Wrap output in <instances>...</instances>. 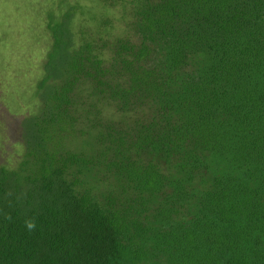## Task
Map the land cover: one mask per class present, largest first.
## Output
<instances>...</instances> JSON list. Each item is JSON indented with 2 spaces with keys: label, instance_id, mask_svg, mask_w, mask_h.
<instances>
[{
  "label": "trees",
  "instance_id": "16d2710c",
  "mask_svg": "<svg viewBox=\"0 0 264 264\" xmlns=\"http://www.w3.org/2000/svg\"><path fill=\"white\" fill-rule=\"evenodd\" d=\"M81 3L0 167V264H264V0H106L102 42Z\"/></svg>",
  "mask_w": 264,
  "mask_h": 264
},
{
  "label": "rangeland",
  "instance_id": "374dc122",
  "mask_svg": "<svg viewBox=\"0 0 264 264\" xmlns=\"http://www.w3.org/2000/svg\"><path fill=\"white\" fill-rule=\"evenodd\" d=\"M76 1L0 0V167L16 166L25 150L22 123L42 109L37 86L52 44L48 21L53 12L61 16L65 5ZM79 1L87 7L75 20L77 34L95 37L97 42L124 35L130 19L123 4L108 7L106 0ZM104 21L110 23L106 36L101 34L106 29H100Z\"/></svg>",
  "mask_w": 264,
  "mask_h": 264
},
{
  "label": "clouds",
  "instance_id": "9594fccd",
  "mask_svg": "<svg viewBox=\"0 0 264 264\" xmlns=\"http://www.w3.org/2000/svg\"><path fill=\"white\" fill-rule=\"evenodd\" d=\"M28 227H29V228H32V227H33V225H32V224H28Z\"/></svg>",
  "mask_w": 264,
  "mask_h": 264
}]
</instances>
